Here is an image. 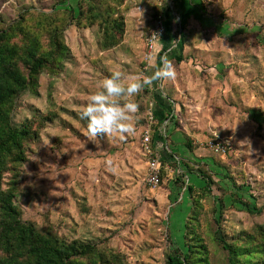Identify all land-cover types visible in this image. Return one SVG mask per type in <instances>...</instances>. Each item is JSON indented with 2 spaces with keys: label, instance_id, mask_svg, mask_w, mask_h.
Instances as JSON below:
<instances>
[{
  "label": "rangeland",
  "instance_id": "1",
  "mask_svg": "<svg viewBox=\"0 0 264 264\" xmlns=\"http://www.w3.org/2000/svg\"><path fill=\"white\" fill-rule=\"evenodd\" d=\"M196 1L199 0H191L190 5L200 8V2ZM78 2L0 0V29L18 22L36 29V23L45 26L58 21L69 50L60 75L43 72L38 78L37 91L27 90L16 100L13 123L18 126L27 121L39 125L47 114L57 113L40 128L39 137L29 148L28 160L19 169L16 201L22 207L23 218L34 222L44 233L68 241L94 243L98 250L113 253L126 264H165L174 248H184V238L189 241L191 232L206 245L207 253L202 256L206 264H230L228 252L217 239L220 236L237 248L248 247L251 238H255L257 241L251 247L253 255L240 256L238 261L245 264L251 259L252 264H262L264 254L255 250L264 247V103L259 104L257 114L248 110L251 114L248 120L253 126L247 130V141L243 143L228 137L227 113H221L222 121L214 127L216 136H209V140L224 142L226 148L214 151L210 142H200L198 145L202 147L198 150L204 152L205 148L209 152L206 156L200 154L199 159L206 162L204 165L196 160L192 164L193 157L190 160L186 157L188 149L185 154L171 146L161 151L169 165L165 166L163 183L152 188L147 183L149 159L143 152L142 133L154 101L153 90L146 86L134 97L139 104L137 131L124 139L110 136L92 140L87 122L80 118L79 112L88 95L98 90L112 69L149 75L144 61L143 29L158 2L125 0L129 9L125 27L127 42L109 50L100 45L99 26L83 28L79 22L72 21L73 15L64 14L66 9L76 14ZM204 3L209 7L207 10L210 6L217 7L216 12L220 9L214 17L217 21L227 18V6L231 10L242 3L250 24L257 22L259 27L264 26V0H204ZM228 17L233 18L232 14ZM259 35L264 41V29ZM235 112L236 116L230 119L233 122L241 114ZM160 145L164 144L160 142ZM162 147L166 149L165 145ZM190 167L195 173L197 168L201 173L202 168L210 171V195L202 196L198 191L204 184L200 175L198 178L188 173L181 180L185 185L179 183L178 178H182L186 169L190 172ZM177 169L182 172L177 174ZM11 177L7 173L6 181ZM190 185L196 187L194 193L189 191ZM232 191L249 203L251 209L256 205L261 213L256 209L249 213L239 202L232 203Z\"/></svg>",
  "mask_w": 264,
  "mask_h": 264
},
{
  "label": "trees",
  "instance_id": "2",
  "mask_svg": "<svg viewBox=\"0 0 264 264\" xmlns=\"http://www.w3.org/2000/svg\"><path fill=\"white\" fill-rule=\"evenodd\" d=\"M124 2L125 0H79L76 14H73L72 9H66L64 14L68 16L70 14L71 17L73 15L72 21L79 22L83 28L99 26L102 33L100 45L103 49L109 50L119 47L125 41L126 12L128 13L129 9ZM166 8L162 4L154 6L151 18L143 29L144 36H147L156 17L166 13ZM200 8L203 13L208 11L202 4ZM184 10L185 8H181V11L176 12L180 23L173 35L167 25V31L161 40L166 48H163L159 54L167 52L169 58L178 57L181 54L180 60H183L182 53L189 39L187 20L195 15L193 9L187 14L182 12ZM36 24L38 26L36 29L21 22L7 29H0V264H126L115 257V254H105L98 250L94 243L80 240L68 241L57 235L44 233L34 222L23 218L22 207L16 201L19 191L17 176L19 169L28 160L29 148L39 137L40 128L57 116V113L52 111L40 121L38 120L39 125H34L35 122L29 121L23 122L20 126L15 125L13 113L16 100L27 90L37 91L38 78L43 72L53 76L60 75L64 66L63 60L69 53L62 38L64 30L58 21L45 26L41 22ZM167 42L171 43L172 47H169L171 51H168ZM157 83L159 82H154L153 86L147 89L156 88ZM153 93L152 109L158 123L152 128L151 140L153 144L164 141L170 147V140L177 126L175 110L172 107L173 101L160 90ZM159 109L163 111L161 119H159ZM166 120H169V124L168 134L165 137L163 133L161 134V127ZM146 121L148 124L147 117ZM187 146L191 151L194 149L190 142ZM161 159L160 185L163 183L165 166L168 163L165 156H161ZM189 169H191L190 173H195V169L191 167ZM197 170L198 173L195 174L200 175L199 177H202L204 181L198 191L202 192V196L210 195L212 188V180L208 175L210 171L202 168L201 173L198 168ZM176 172L179 174L182 171L177 169ZM185 172L189 171L186 169ZM7 173L12 174L8 182L6 181ZM185 176L186 174H183L182 178H178L179 183L185 185L184 181H181ZM235 187L236 185H233V188ZM195 190L196 187L189 186L191 193ZM230 197L232 203L239 202L247 208L249 213H254V209L257 213H261V209H257L256 205L251 209L249 203L238 198L236 191H232ZM214 200L217 201L215 198ZM223 208L222 203L221 215ZM217 239L222 243L223 249L228 252L230 264H239L240 256H252L251 247L257 241L251 238L248 247L237 248L222 236ZM255 252L264 254V247ZM206 253V245L202 243L201 238L191 232L189 241L184 238V248H174L168 254L165 264H206V259L202 258ZM261 261L264 264V256ZM245 264H252L251 259Z\"/></svg>",
  "mask_w": 264,
  "mask_h": 264
},
{
  "label": "crops",
  "instance_id": "3",
  "mask_svg": "<svg viewBox=\"0 0 264 264\" xmlns=\"http://www.w3.org/2000/svg\"><path fill=\"white\" fill-rule=\"evenodd\" d=\"M202 1L204 2H196L208 9V5ZM157 2L167 7L165 16L172 35L177 28L176 12L181 11V8H185L182 11L184 14L192 9L195 12L194 17L187 20L186 26L190 32L188 31L189 39L182 53L183 60H180L181 54L170 58L176 69L175 80L159 82L152 90L162 91L173 101L178 126L172 134L171 149L178 147L184 154L188 149L186 157L189 160L193 157L191 162L196 160L204 164V159H199L202 157L200 154L206 156L209 152L205 148L204 152H200L198 149L202 146L198 144L202 141L209 143V136H216L214 127L219 125L215 123H221V113H227L228 137H234L235 142L243 143L247 141V130H251L253 126L248 120L251 118L248 110H254L257 114L259 104L264 103V41L262 35L258 36L264 26L259 27L257 22L250 24L248 12L242 3L231 10L230 5L227 6V18L217 21L214 17L220 9L216 12L215 6H210L209 12L203 13L199 5H190L191 0ZM171 4L173 10H170ZM229 14H232V19H229ZM253 34L256 36L254 39ZM126 42L125 40L123 44ZM169 47H172L171 43L168 44ZM163 48H166L165 45ZM150 71L148 70L149 73ZM236 110L241 111V114L233 122L230 119L233 115L236 116ZM158 112L159 119L163 118V111L159 109ZM239 126L243 129L240 130ZM188 142L194 148L192 151L187 146ZM175 159L178 160L176 156ZM177 162L180 163L179 160ZM168 165L169 163L166 166ZM188 173L190 172H185L186 176ZM190 174L198 177V174Z\"/></svg>",
  "mask_w": 264,
  "mask_h": 264
},
{
  "label": "clouds",
  "instance_id": "4",
  "mask_svg": "<svg viewBox=\"0 0 264 264\" xmlns=\"http://www.w3.org/2000/svg\"><path fill=\"white\" fill-rule=\"evenodd\" d=\"M159 35L153 33L152 37ZM160 37V35H159ZM161 42L160 47L163 48ZM171 51V49H168ZM150 51L146 57V69L150 75L124 73L112 69L111 75L100 82L98 90L87 97L79 116L87 122L88 134L94 141L100 137L119 136L121 139L136 134L139 104L134 97L154 82L174 81L176 69L167 52Z\"/></svg>",
  "mask_w": 264,
  "mask_h": 264
},
{
  "label": "built area",
  "instance_id": "5",
  "mask_svg": "<svg viewBox=\"0 0 264 264\" xmlns=\"http://www.w3.org/2000/svg\"><path fill=\"white\" fill-rule=\"evenodd\" d=\"M170 10H173L172 4L170 5ZM166 23H167V20H166L165 14L158 15L156 19L154 20V24L150 28L146 36V39H145V48H146L145 57H144L145 63H146L147 54L150 51H153L156 49H159V53L163 51L160 45H161V40L167 31ZM176 23L177 25L180 23L178 16H176ZM154 32L159 33L160 37L159 35L152 37ZM148 118H149V122L146 125L145 130L142 134V147H143L144 155H146L149 159V162H148L149 163V173L147 175V183L152 188H156L160 184V175H161V168H162V159H161L162 154L160 152L163 150L164 151L169 150V145L168 143L164 141H158L156 145L152 143V140H151L152 128L155 124L158 123V121L155 118V113L153 109H150L148 113ZM168 122L169 120H166L161 127V134L163 133L165 137L167 135V127L169 124ZM160 142L165 145L166 149L162 147L164 145L159 146ZM209 146L211 150H214V151H225V148H226L224 145V142H220V141L211 142Z\"/></svg>",
  "mask_w": 264,
  "mask_h": 264
}]
</instances>
